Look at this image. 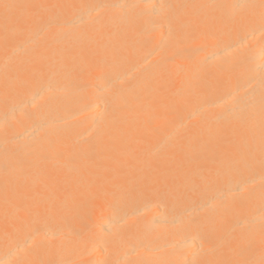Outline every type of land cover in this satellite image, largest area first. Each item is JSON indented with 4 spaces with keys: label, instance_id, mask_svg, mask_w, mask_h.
<instances>
[{
    "label": "bare ground",
    "instance_id": "1",
    "mask_svg": "<svg viewBox=\"0 0 264 264\" xmlns=\"http://www.w3.org/2000/svg\"><path fill=\"white\" fill-rule=\"evenodd\" d=\"M0 264H264V0H0Z\"/></svg>",
    "mask_w": 264,
    "mask_h": 264
}]
</instances>
